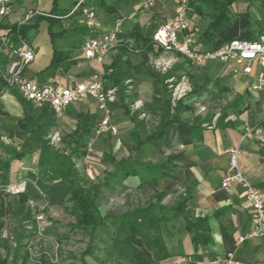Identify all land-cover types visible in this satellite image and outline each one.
<instances>
[{
	"label": "crops",
	"instance_id": "0c3cea01",
	"mask_svg": "<svg viewBox=\"0 0 264 264\" xmlns=\"http://www.w3.org/2000/svg\"><path fill=\"white\" fill-rule=\"evenodd\" d=\"M109 2L117 4L115 12L98 10L101 14L96 15L104 31L116 20L122 22L125 19L121 9V4H125L130 7L128 17L134 24L125 31L119 29V34L130 31L135 24L143 32L153 34L159 26L176 16L180 0H154L153 6L148 10L139 8V0ZM93 10L95 11L94 8ZM230 10L234 20L228 30L219 32L210 39L203 34L210 21L209 16L201 17L188 11L191 27L189 34L194 49L205 51L231 40H264V0H237L231 5ZM114 16L118 17L113 18ZM86 30L87 37L80 44V56H74L70 50L66 51L70 58L77 60L75 65L69 68L53 65L51 53L50 56L46 54L43 65L39 66L40 54L36 50L34 62L23 72L24 79L39 83L54 82L62 86H73L87 81L92 70L87 67L82 49L85 41L95 37L96 33ZM154 49L149 63L147 59L137 64L127 59L130 67L136 69L138 73L133 75L132 80L126 81V84L130 85L126 93L135 95L131 90L140 83L136 77L141 76L146 78L142 83L146 81L151 85L152 99L151 80L140 71L146 65L153 68V62L157 59L168 60L167 58L171 62L170 68L178 64L183 65L180 78L184 77L190 87V92L179 100L178 122L167 126L158 140L143 144L140 153H137V140L141 141L149 136H141L144 133L145 118L149 113L144 110L139 116L138 121L142 123L140 136L134 138L131 136L134 123L112 105L110 126L116 129L117 134L107 132L95 135L94 131L102 119V114L98 112L96 101L92 98L68 106L59 116H53L46 109L43 117L53 124L47 129L45 137L55 140L58 144L61 139L57 131L65 129L70 132L67 135L69 138L77 128L78 117L92 116L94 125L88 136L85 155L77 161L85 163L82 175L78 170L79 175L84 176V181H93V185L102 183L106 174L112 171L107 157L116 163L126 159L137 161V170L133 175L120 183H111L109 187L102 188L97 195L96 206L102 216H118L129 209L154 203L159 195L160 204L164 207L172 206L180 197H189L186 206L191 216L194 219L208 220V242L194 244L184 231L183 223L179 222L177 229L171 230L164 239L169 258L160 264H223L222 259L227 254H232L239 264H264V237L240 241L253 229V215L247 205L244 189L237 182H230L226 186L222 184L226 177L239 172L259 191L264 202V144L258 136L264 137V87L254 89L260 73L259 67L254 65L251 74L245 75L242 66L234 63L209 61L203 65H194L175 54H165L162 51L160 52L162 55L159 52L155 54L158 50L156 46ZM118 54L116 49H113V52L111 50L104 63L93 65V68L101 70L104 74V70L110 67ZM4 59L8 60V55L0 48V64ZM5 66L0 65V73ZM192 67H198L199 71L190 73ZM236 67L244 77L242 82L234 79ZM61 72H67L66 77L61 75ZM187 76L193 82L192 85ZM113 90L116 98V90ZM135 96L141 107L151 101L142 103L137 95ZM177 102H171V105L174 106ZM31 105L28 114H39L42 106L32 103ZM117 109L121 112L122 118L115 121L113 112ZM23 115L18 100L0 81V142L7 145L9 141L17 143L20 140L13 134L16 119L22 118ZM246 130L249 131L248 134ZM123 146L132 151L133 156L130 157L124 150L125 153H121L120 148ZM233 148L239 151L237 169L229 166L228 152ZM95 156L99 158L97 161L94 159ZM7 158L9 156L1 155V159ZM91 159L99 163V172H94L89 163ZM35 161L36 158L33 157L12 163L7 180L11 181L15 177L27 178V193L30 197L36 190L31 183L36 187L46 188L47 191L55 185L47 184L38 178L36 170L29 166Z\"/></svg>",
	"mask_w": 264,
	"mask_h": 264
},
{
	"label": "trees",
	"instance_id": "16d2710c",
	"mask_svg": "<svg viewBox=\"0 0 264 264\" xmlns=\"http://www.w3.org/2000/svg\"><path fill=\"white\" fill-rule=\"evenodd\" d=\"M21 1L24 0H16L15 2L20 3ZM235 1L237 0H190L188 11L190 10L201 17L209 16L210 21L203 34L207 39H210L216 36L217 33L228 30L234 20L230 14V8ZM58 2L59 0H52L53 11L57 8ZM86 6L107 13H113L117 9V4H112L109 0H88ZM53 11L48 14L64 17L70 12L57 15ZM78 14L74 13L72 16ZM41 19L48 21L49 34L51 39H53L50 28L63 19L38 16L33 23L30 22L25 25L2 21L0 29L9 30L13 34L18 33L26 38L29 31ZM152 35L143 32L135 24L130 31L118 34L117 38L124 36L125 38L133 39L143 55H147L149 53L152 54L155 50ZM1 50L3 51L2 48ZM156 50H158L157 53L161 52L158 47ZM183 60L190 63L185 59ZM76 62L77 60L70 58L68 52H52L51 63L53 65L69 68L75 65ZM7 63V59L1 62L4 66ZM182 66V64H178L165 73H160L146 65L140 72L151 80L153 96L150 103L134 110L130 109V105L134 103L136 96L126 93L127 88L130 86L129 83L126 84V81L132 80L133 75L138 73V71L132 69L127 59L123 60L122 55H117L110 67L104 70V88L116 90V101L112 103V106L118 108L135 125L131 133L132 137L139 138L140 136L139 132L142 123L138 121V118L144 110L157 118V126L154 131L143 140H137V153H140L143 144L158 140L167 126L178 122L180 101L174 106L171 105V91L168 88L169 84L167 81L172 79L174 81L173 84H175L180 78ZM0 81L4 85L1 73ZM8 90L18 100L24 112L22 118L16 119L13 134V136L22 140L23 144L21 151H17L15 148L0 142V150L9 156L7 159H1L0 157V182H7L12 163L25 158L35 157L36 161L29 166L36 170L39 179H44L47 184L66 186L64 194L67 197V201L71 203L67 211L74 217L78 228L88 233L90 238L94 240L97 238L95 234L98 230L104 229L107 224L110 225L109 244L104 251V259L100 260L93 255L88 256L99 264H107L108 262L112 264H160L169 258L164 239L166 235L170 234L171 230L177 229L179 222L183 223L184 231L194 244L208 242V220L194 219L191 216L186 206L189 200L188 196L178 198L170 207H164L160 204L161 196L159 195L154 203L124 211L118 216H102L96 206L97 195L102 188L109 187L114 182L120 183L133 175L137 170V161L126 159L116 163L110 157H107V162L113 168L112 171L106 174L102 183L95 184L91 188L85 187L80 180L75 160L85 155L88 136L94 125L93 117L90 115L78 117L77 128L69 137V152L62 153L50 146L49 141L45 138L47 129L53 124V122L43 117L44 112L48 108L42 106L39 114H28L32 107L31 103L23 100L13 89ZM125 101L130 103L125 104ZM48 110V113L55 116L50 109ZM25 142L29 145H25ZM0 196L3 195L0 194ZM29 196V193L17 196L18 201L12 214L17 219L24 214L23 219H19L18 223H23V221L29 219V211L26 207ZM10 213V209L4 206L3 201H0V233L4 228V220ZM24 230L23 228L22 232L17 235L16 252H19L25 246L23 242L27 237L23 232Z\"/></svg>",
	"mask_w": 264,
	"mask_h": 264
},
{
	"label": "built area",
	"instance_id": "2783aa9c",
	"mask_svg": "<svg viewBox=\"0 0 264 264\" xmlns=\"http://www.w3.org/2000/svg\"><path fill=\"white\" fill-rule=\"evenodd\" d=\"M16 0H0V23L13 12V3ZM88 0H76L68 15L57 17L47 13L27 11L20 20L19 25H25L32 21V18L43 16L55 19H65L74 13H79V23L85 29L96 33V36L85 41L82 49L83 58L87 61L92 74L87 81L77 83L73 86H62L54 82L39 83L35 80L24 79L23 72L35 60V50L26 38L18 33L13 34L9 30L0 29V47L8 55L1 77L7 89H13L25 101L32 104L46 106L56 116H59L68 106L82 102L87 98L96 101L97 110L102 114V119L97 125L94 134L99 136L109 132L116 135L117 131L110 126L111 110L110 106L115 102V91L104 88V74L101 70L93 68V64L101 65L116 45L117 35L120 33L121 20H116L106 31L102 29V24L97 19L93 8L86 6ZM139 8L150 9L154 0H139ZM190 0H180L177 14L170 21L163 23L152 35L153 44L160 48L165 54H175L194 65H203L209 61L221 63H234L242 66L243 73L250 75L254 65L260 69L254 89L264 87V40H231L212 49L198 51L192 47V38L189 34L191 29L188 20V4ZM170 60L157 59L153 62V68L160 73H165L170 69ZM171 91V102L181 100L190 92V87L184 77H181L175 84L172 79L167 81ZM137 106V105H136ZM248 134L249 131L246 130ZM264 144V137L258 135ZM237 148L228 152L229 166L237 169ZM230 182H237L245 193V199L253 215V229L240 241L246 238L264 237V202L257 189L252 187L245 177L236 172L223 180V186ZM27 178H14L5 183L0 182V194L7 196H19L27 193ZM33 186L39 191L34 183ZM41 194V192H40ZM31 204V203H30ZM47 220L43 213L39 212L33 219L30 229L38 237L45 235ZM27 255L34 260L36 256L41 260L34 261L36 264H56L58 262V245L55 244L51 253L40 251L35 255L28 247ZM223 264H239L232 254H227L222 259Z\"/></svg>",
	"mask_w": 264,
	"mask_h": 264
},
{
	"label": "rangeland",
	"instance_id": "374dc122",
	"mask_svg": "<svg viewBox=\"0 0 264 264\" xmlns=\"http://www.w3.org/2000/svg\"><path fill=\"white\" fill-rule=\"evenodd\" d=\"M75 2L76 0H59L58 6L54 11L52 10V0H24L20 3L15 2L13 3V12L4 21L11 24L19 23L24 14L29 10H38L47 14L53 11L57 15H62L69 12L73 8ZM121 9L125 15V19H123L120 24V30L125 31L134 24V21L128 17V14L130 13L129 6L127 7L125 4H121ZM95 12L97 16L101 14V12L97 9H95ZM116 17L114 16L113 18ZM35 18L36 17L32 18V23L35 21ZM50 31L53 34V39H51V36L49 34L48 21L46 19H41L36 23L35 27L29 31L26 37L27 41L31 44L35 51H39L41 57H39L38 60L39 66L43 65L46 54L50 56L53 51L66 52L70 50L72 51L71 53H73L74 56H80V44H82L87 37V30L83 26L78 24V15L61 20V22L52 26L50 28ZM113 49H116V52L119 53L118 55H122L123 60L130 59L133 61V63L136 64L141 63L142 60L145 59H147L149 63L150 57L152 56V54L150 53L147 55H143L139 47L131 38L121 37L117 40L116 45ZM155 53L157 52L155 51ZM167 59L170 60L169 58ZM88 69L90 70L89 67ZM198 69V67H192L189 72L194 73L196 71H199ZM66 73L61 72L60 74L65 76ZM1 74H3V72ZM234 76V79L237 81L242 82L244 80V77L241 75L240 69L237 67L235 68ZM187 78L189 79V76H187ZM136 79L140 83L138 84V86L133 84L135 86L131 91H133L132 93L135 92V95H137V98H139L142 103H147L146 101L151 100V85L146 83V81L145 83H142L144 82L142 80H146V78L144 77L138 76L136 77ZM189 83L192 85L193 82L190 81ZM129 103V101H125V104ZM138 106H140V103L135 100L134 103L130 105V109L134 110ZM121 118L122 114L118 109L113 112V119L115 121H118ZM156 126L157 118L149 114V116L145 118L144 133L141 136L146 137V135H150L154 131ZM57 132L58 137L61 139V142H58V144H56L55 140L52 141L50 139H47L48 137L45 138L49 141V145L53 146L57 151L68 153L69 138L67 137V135L70 132H67L65 129L59 130ZM5 134L7 135V133ZM22 144V140H18L17 143L13 141L7 142V146L13 147L17 151H21ZM24 144L29 145L27 142H25ZM120 150L121 153L127 151L130 157L133 156L132 151H130L125 146L121 147ZM101 151L104 150L101 149ZM1 155L3 156L5 154L0 150V157ZM94 159L97 161L99 158L95 156ZM96 161L91 159L89 162L94 168L95 173L99 172L100 169L99 163ZM75 165L77 170H80L82 175L85 163H80L79 161L75 160ZM42 180L46 182L44 179ZM80 180L87 188H91L94 184L93 181H84V176H80ZM38 189L41 194L40 192L35 190V194H33L32 197L29 196V199L26 203V207L29 211V219L23 221V223H18V221L19 219H23L24 214L21 215L18 219L15 218V216L12 214L18 201L17 197L7 195L0 196V201H3L4 206L11 211L10 215L4 220V228L0 233V263L36 264L34 261L41 260V258L36 256L34 260H31L26 251L28 247H31L35 255H39L38 253H40V251L42 250L51 253L54 245L57 244L58 262L56 264H99L88 255H93L100 260L104 259V251L109 244L111 230L110 225L107 224L104 229L98 230L95 234L97 238L92 240L88 233L76 226L74 217L71 216L67 211V208L71 206V203L67 201V197L64 194L66 191V186L62 185L60 187L59 185L55 184L49 191H47L46 188L43 189L41 187H38ZM39 212L43 213L48 223V226L45 230V235L43 237L34 235L33 231L30 229L34 217ZM23 228L25 229L23 232L27 237V239H25L23 242L25 246L22 250L16 252V238L17 235L22 232ZM107 264L112 263L108 262Z\"/></svg>",
	"mask_w": 264,
	"mask_h": 264
}]
</instances>
